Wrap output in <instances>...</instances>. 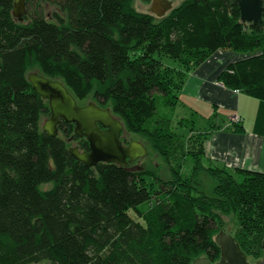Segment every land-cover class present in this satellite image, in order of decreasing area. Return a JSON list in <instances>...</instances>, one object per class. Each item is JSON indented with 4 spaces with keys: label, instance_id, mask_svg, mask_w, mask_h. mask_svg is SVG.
<instances>
[{
    "label": "trees",
    "instance_id": "trees-1",
    "mask_svg": "<svg viewBox=\"0 0 264 264\" xmlns=\"http://www.w3.org/2000/svg\"><path fill=\"white\" fill-rule=\"evenodd\" d=\"M135 1L25 0L20 22L15 0H0V264L216 262L217 212L237 214V245L248 260L263 258L264 173L203 163L214 121L202 131L196 119L180 120L188 147L172 125L188 74L217 52L243 57L220 82L264 101V23H242L238 5L224 0H183L157 21ZM46 6L56 10L51 18ZM32 69L60 80L79 105L93 95L111 107L167 164L171 155L191 160V175L171 166L172 179L159 184L143 170L87 168L70 153L67 140L90 149L73 124L60 123L64 138L41 128L50 107L28 80ZM202 174L217 182L214 197L198 191Z\"/></svg>",
    "mask_w": 264,
    "mask_h": 264
},
{
    "label": "water",
    "instance_id": "water-1",
    "mask_svg": "<svg viewBox=\"0 0 264 264\" xmlns=\"http://www.w3.org/2000/svg\"><path fill=\"white\" fill-rule=\"evenodd\" d=\"M224 1L229 8L238 5L242 23L254 25L264 23V0ZM172 9V4L167 0H153L151 14L163 18ZM26 14L25 0H15L14 18L22 22ZM28 80L35 92L49 103L50 118L43 126V131L50 137H57L62 121L73 124L75 135L86 139L90 151L81 152L79 148H73L70 149V153L87 168L95 167L100 163L128 168L129 164L148 155L147 148L139 142L134 141L128 147L123 145L122 134L125 127L114 117L110 109H102L94 103L80 106L60 80H51L38 73L29 74ZM216 243L221 248V260L216 264H252L233 237L221 232L216 237ZM196 264H212V262L206 258L197 260ZM256 264H264V256Z\"/></svg>",
    "mask_w": 264,
    "mask_h": 264
},
{
    "label": "crops",
    "instance_id": "crops-1",
    "mask_svg": "<svg viewBox=\"0 0 264 264\" xmlns=\"http://www.w3.org/2000/svg\"><path fill=\"white\" fill-rule=\"evenodd\" d=\"M169 2L172 8L181 3ZM151 8L152 5L143 13H150ZM242 58L235 53L217 52L192 70L183 87L179 107L197 121L205 119L208 124L220 121L205 143L203 163L206 166L264 173V101L231 91L219 80L231 63ZM234 118L241 121L236 125L238 131H234V125L230 126Z\"/></svg>",
    "mask_w": 264,
    "mask_h": 264
},
{
    "label": "rangeland",
    "instance_id": "rangeland-1",
    "mask_svg": "<svg viewBox=\"0 0 264 264\" xmlns=\"http://www.w3.org/2000/svg\"><path fill=\"white\" fill-rule=\"evenodd\" d=\"M169 1V0H167ZM174 1V5H177L179 2H181L182 0H173ZM135 8L139 11V12H148L150 10V6L152 5L153 2L151 3H148V2H145L143 0H136L135 2ZM45 12H46V15L48 18H51L54 14V12L56 11L54 7H50V6H46L45 8ZM151 13V12H150ZM169 14V13H168ZM159 19L161 18H156L157 21H159ZM166 63L170 64L171 61H166ZM32 73H38L37 69H32L29 74H32ZM170 102V101H169ZM90 103H94V104H97L98 103L96 102V100L94 99L93 95H90L85 101H82L80 102V106H87L88 104ZM163 106L164 108H168L167 105L165 103H163ZM105 108V107H104ZM110 110H112L111 107H108ZM163 107L161 108L162 109V112L164 113H167L168 110H165ZM173 118H174V123L172 125V128L174 131H177L180 136L182 137V143L185 144L186 147H188V139L190 138L191 136V131L189 130V128L187 129H182L180 127V120H182V118H193L189 113L185 112L184 109L178 107L176 109V112L175 114H173ZM191 116V117H190ZM114 117L116 119H118L125 127V131H124V137H126L128 140L130 139H133L135 140L136 142H139L141 143L142 145H144L147 150H148V155L146 157H143V158H140L139 160H137V162H135V164H129V169L130 170H135V171H145L147 173H151L155 179H157L158 183L159 184H163L162 181L166 184V181H169L172 179V167H175V169H179L181 170V172L185 173V174H188V175H191L192 173V169L193 167L191 168L190 166V163H191V160H188V159H185V157H179L180 159V162L181 164H178V159H175L174 161V157L173 155L170 156V162L171 164H167V162L164 160V158L161 156L160 153H158L152 146V144L149 143V141L144 138L142 135L140 134H132V133H129L127 131V128L125 126V123L124 121L119 117V116H115ZM159 117V116H158ZM50 116H45L41 119V128H43V126L45 125V123L49 120ZM214 119V118H212ZM215 120V119H214ZM216 121V120H215ZM220 121H216V123H219ZM239 125L241 124V121L238 119V118H234L232 121H231V125ZM151 128L155 129V128H158L157 127V121H153L151 124H150ZM180 128V129H179ZM209 128V124L206 122L205 119H199L197 121V125L195 127L196 130H202V131H205L206 129ZM60 137L64 138L63 135L60 133ZM67 143L70 145V149H73V148H79L78 147V143L76 141H71V140H67ZM191 159V158H190ZM239 180L240 177H237ZM160 179L162 181H160ZM148 181L150 182H154V180L152 179H148ZM150 182V183H151ZM200 184L199 187H198V191L203 194V195H206V196H209V197H214V188L215 186L217 185V182L215 180H213L212 178H210L208 175L206 174H202L200 176ZM158 193H161V194H164L168 191V187L164 186L163 185H160V186H156V189H158ZM217 214H219V216L222 218L223 220V230L220 231L219 233L221 232H224L226 233V235L230 236V237H233L235 236V232L238 228V215L237 214H234V213H230V214H221L220 212H217ZM218 233V234H219ZM208 259V257L206 255H202L201 257H199V259ZM197 259V260H199ZM221 259V258H220ZM194 262V264H196V261ZM262 259L258 260V261H251V260H248L250 263L252 264H256L258 262H260ZM219 261V260H218ZM217 262V261H216ZM39 264H49L48 261H45V262H42V263H39ZM213 264V262H212Z\"/></svg>",
    "mask_w": 264,
    "mask_h": 264
},
{
    "label": "flooded vegetation",
    "instance_id": "flooded-vegetation-1",
    "mask_svg": "<svg viewBox=\"0 0 264 264\" xmlns=\"http://www.w3.org/2000/svg\"><path fill=\"white\" fill-rule=\"evenodd\" d=\"M101 127V126H100ZM103 129V128H102ZM59 133H60V131H59ZM123 134H124V132H123ZM122 134V142H123V145L125 146V147H128L132 142H134L135 140H133V139H130V140H128L126 137H124V135ZM82 139V138H81ZM89 151H90V149H89ZM88 151V152H89ZM137 162V161H136ZM132 164H135V162L134 163H132ZM221 260V259H220ZM220 260L219 261H217V262H213V264H216V263H218V262H220Z\"/></svg>",
    "mask_w": 264,
    "mask_h": 264
}]
</instances>
